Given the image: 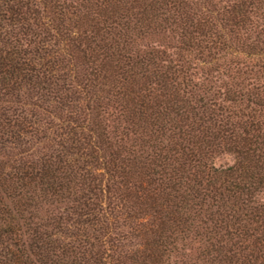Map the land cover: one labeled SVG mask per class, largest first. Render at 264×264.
I'll use <instances>...</instances> for the list:
<instances>
[{"label": "trees", "instance_id": "trees-1", "mask_svg": "<svg viewBox=\"0 0 264 264\" xmlns=\"http://www.w3.org/2000/svg\"><path fill=\"white\" fill-rule=\"evenodd\" d=\"M0 264H264V0H0Z\"/></svg>", "mask_w": 264, "mask_h": 264}]
</instances>
